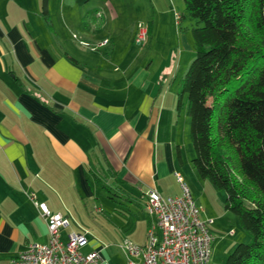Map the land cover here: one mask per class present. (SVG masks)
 I'll use <instances>...</instances> for the list:
<instances>
[{
  "label": "crops",
  "instance_id": "obj_1",
  "mask_svg": "<svg viewBox=\"0 0 264 264\" xmlns=\"http://www.w3.org/2000/svg\"><path fill=\"white\" fill-rule=\"evenodd\" d=\"M138 9L137 0H0V264L49 242L39 203L69 219L65 243L88 235L72 221L87 202L116 194L142 206L145 236L129 240L143 245L150 190L175 197L185 183L201 208L215 194L194 167L186 105L164 89L166 70L135 47L138 34L120 37ZM105 39L96 50L81 43ZM84 247L127 264L121 246L110 259L94 238Z\"/></svg>",
  "mask_w": 264,
  "mask_h": 264
},
{
  "label": "trees",
  "instance_id": "obj_2",
  "mask_svg": "<svg viewBox=\"0 0 264 264\" xmlns=\"http://www.w3.org/2000/svg\"><path fill=\"white\" fill-rule=\"evenodd\" d=\"M196 57L178 107L190 119L193 164L225 191L253 239L226 264H264V0H185ZM46 8L44 14L46 15Z\"/></svg>",
  "mask_w": 264,
  "mask_h": 264
},
{
  "label": "rangeland",
  "instance_id": "obj_3",
  "mask_svg": "<svg viewBox=\"0 0 264 264\" xmlns=\"http://www.w3.org/2000/svg\"><path fill=\"white\" fill-rule=\"evenodd\" d=\"M137 5L139 11L135 10V14L125 25L122 22L119 24L120 37L121 39L136 37L137 34L139 37V24L148 29L149 34L147 33L146 37H150V42L146 39L139 46L135 44V47L149 54L154 60V67L166 70L164 89L170 91L175 101H178L182 78L197 53L192 35L195 21L186 10L185 0H137ZM133 33L135 35H132ZM77 37L81 36L77 34ZM123 44L124 42L120 43V45ZM186 117V139L189 143V117ZM207 183L212 184L208 181ZM109 187L112 192H117L112 184H109ZM211 187L215 194H206L207 207L205 205L202 207L205 211L204 219H212V216L215 219L214 224H209L210 231L215 235L211 264H226L232 250L239 243L252 241L253 237L241 227L237 216L226 210V192L217 190L213 185ZM115 195L107 193L96 196L97 198L85 204V210L77 212L74 218L72 217V221L80 225L78 227L81 231H89L88 239L94 238L102 246L108 247L103 253L109 259L122 255L119 246L132 234L140 238L145 236L142 219L137 218L134 213L137 209L144 216L141 202L139 201L138 207L134 204L130 206L128 201ZM135 221H139V224ZM216 226L219 231L215 229ZM63 239L65 240L66 237ZM84 246H82V252L88 253V247Z\"/></svg>",
  "mask_w": 264,
  "mask_h": 264
},
{
  "label": "built area",
  "instance_id": "obj_4",
  "mask_svg": "<svg viewBox=\"0 0 264 264\" xmlns=\"http://www.w3.org/2000/svg\"><path fill=\"white\" fill-rule=\"evenodd\" d=\"M138 41L147 39L148 29L139 24ZM105 39L95 45L81 43L96 50L108 44ZM181 181V178L179 176ZM147 212L154 218L146 235V242L138 245L126 239L121 245L127 264H210L214 235L209 229L212 219H204L202 208L185 183L181 195L164 197L157 190L147 193ZM46 219L49 242L29 243L27 248L12 257L8 264H111L100 251L82 252L88 242L87 233L71 232L67 242L61 240V230L69 225L62 214L52 213L39 203Z\"/></svg>",
  "mask_w": 264,
  "mask_h": 264
}]
</instances>
